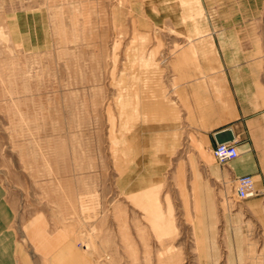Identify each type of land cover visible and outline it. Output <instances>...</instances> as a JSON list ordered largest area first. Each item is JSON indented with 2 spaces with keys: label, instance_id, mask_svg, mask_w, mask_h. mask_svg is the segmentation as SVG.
Returning a JSON list of instances; mask_svg holds the SVG:
<instances>
[{
  "label": "rangeland",
  "instance_id": "rangeland-1",
  "mask_svg": "<svg viewBox=\"0 0 264 264\" xmlns=\"http://www.w3.org/2000/svg\"><path fill=\"white\" fill-rule=\"evenodd\" d=\"M260 21L264 0H0L18 264H264V191L237 201L193 113L200 62Z\"/></svg>",
  "mask_w": 264,
  "mask_h": 264
},
{
  "label": "crops",
  "instance_id": "crops-1",
  "mask_svg": "<svg viewBox=\"0 0 264 264\" xmlns=\"http://www.w3.org/2000/svg\"><path fill=\"white\" fill-rule=\"evenodd\" d=\"M258 26L263 34L256 32L255 49L216 52L213 61L200 62L193 113L197 129L213 148L217 132L231 129L234 133L240 158L225 165L222 174L234 186L239 177L253 176L257 190L264 191V22ZM0 235V264H18L10 229L0 226ZM26 261L24 257L21 264Z\"/></svg>",
  "mask_w": 264,
  "mask_h": 264
},
{
  "label": "built area",
  "instance_id": "built-area-1",
  "mask_svg": "<svg viewBox=\"0 0 264 264\" xmlns=\"http://www.w3.org/2000/svg\"><path fill=\"white\" fill-rule=\"evenodd\" d=\"M213 155L218 164L225 166L240 157V151L236 142L216 145ZM258 190L253 176L239 177L235 184V197L237 201L243 202L258 196Z\"/></svg>",
  "mask_w": 264,
  "mask_h": 264
},
{
  "label": "water",
  "instance_id": "water-1",
  "mask_svg": "<svg viewBox=\"0 0 264 264\" xmlns=\"http://www.w3.org/2000/svg\"><path fill=\"white\" fill-rule=\"evenodd\" d=\"M217 145L235 142V136L231 129H226L215 134Z\"/></svg>",
  "mask_w": 264,
  "mask_h": 264
},
{
  "label": "bare ground",
  "instance_id": "bare-ground-1",
  "mask_svg": "<svg viewBox=\"0 0 264 264\" xmlns=\"http://www.w3.org/2000/svg\"><path fill=\"white\" fill-rule=\"evenodd\" d=\"M240 158V157H239ZM220 165V164H219Z\"/></svg>",
  "mask_w": 264,
  "mask_h": 264
}]
</instances>
